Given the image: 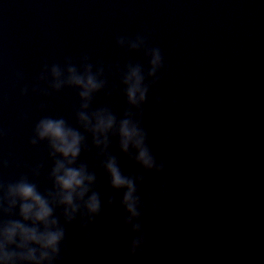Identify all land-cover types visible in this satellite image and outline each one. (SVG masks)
<instances>
[{
	"label": "clouds",
	"instance_id": "clouds-1",
	"mask_svg": "<svg viewBox=\"0 0 264 264\" xmlns=\"http://www.w3.org/2000/svg\"><path fill=\"white\" fill-rule=\"evenodd\" d=\"M118 47L129 51L144 50L148 67L129 63L121 73V84L127 108L118 118L111 107L93 108L97 93L107 87L105 69L95 67L87 56L81 57L79 67L70 58L64 66L45 65L32 90L47 96L64 88L77 90L79 106L75 110L76 126L63 116H42L34 125L29 143L32 146L46 145L47 159L51 161L48 179L51 188L43 192L35 178L39 177L44 163L30 169V175H22L13 182L0 180V264H55L65 240V225L79 216L81 228L87 229L102 211L101 195L95 190L97 175L89 165L80 160L82 152L96 150V158L107 174L109 186L122 193L119 204L123 209V223L134 234L129 244V253L135 256L144 246L146 235L141 223L144 215L143 201L151 204L152 212L158 215L160 207L151 193L139 195V185L144 175H126L117 155L109 151L112 138L118 139L119 152L133 160L144 172L162 173L163 161H157L148 145V133L142 126V106L148 100L150 87L159 81L157 75L163 68V56L159 48H148L146 39L116 38ZM151 83H146V80ZM39 81L47 84L41 89ZM28 90H23L26 93ZM109 95L111 93H108ZM159 103V98L156 100ZM45 106L41 105L44 110ZM135 110V111H134ZM87 134V135H85ZM167 139V138H166ZM161 198L168 194L167 185H159ZM116 203L115 197L106 200L108 207ZM57 209L61 212L57 215ZM17 218H12V217ZM61 218L63 223L61 222ZM95 257L90 264H95Z\"/></svg>",
	"mask_w": 264,
	"mask_h": 264
}]
</instances>
